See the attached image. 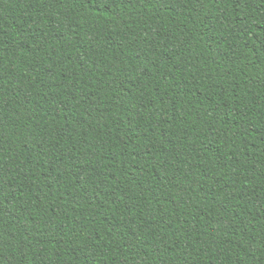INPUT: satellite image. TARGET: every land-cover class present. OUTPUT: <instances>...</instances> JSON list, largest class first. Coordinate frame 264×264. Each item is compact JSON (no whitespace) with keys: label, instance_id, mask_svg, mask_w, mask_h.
<instances>
[{"label":"trees","instance_id":"trees-1","mask_svg":"<svg viewBox=\"0 0 264 264\" xmlns=\"http://www.w3.org/2000/svg\"><path fill=\"white\" fill-rule=\"evenodd\" d=\"M0 264H264V0H0Z\"/></svg>","mask_w":264,"mask_h":264}]
</instances>
